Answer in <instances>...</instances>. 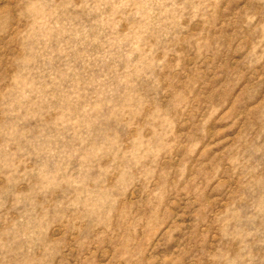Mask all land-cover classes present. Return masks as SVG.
Returning a JSON list of instances; mask_svg holds the SVG:
<instances>
[{
  "label": "rangeland",
  "instance_id": "1",
  "mask_svg": "<svg viewBox=\"0 0 264 264\" xmlns=\"http://www.w3.org/2000/svg\"><path fill=\"white\" fill-rule=\"evenodd\" d=\"M0 264H264V0H0Z\"/></svg>",
  "mask_w": 264,
  "mask_h": 264
}]
</instances>
